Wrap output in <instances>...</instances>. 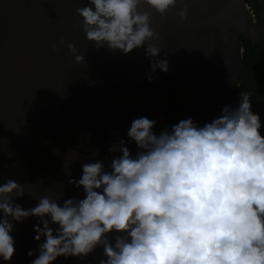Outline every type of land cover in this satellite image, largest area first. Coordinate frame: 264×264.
Masks as SVG:
<instances>
[{
	"label": "water",
	"instance_id": "water-1",
	"mask_svg": "<svg viewBox=\"0 0 264 264\" xmlns=\"http://www.w3.org/2000/svg\"><path fill=\"white\" fill-rule=\"evenodd\" d=\"M87 2L0 0V185L8 179L21 184L26 194L15 203L25 210L42 196L63 195L61 205L84 198L69 180H79L91 159L109 170L118 155L109 148L121 140L135 155L137 145L127 136L134 119L156 121L159 133L189 117L203 125L239 101L240 40L250 36L253 22L244 0H178L164 17L142 6L159 35L148 43L162 47L159 58L169 63L168 72L157 69L151 82L143 48L125 55L88 42L77 13ZM185 6L186 22L179 17ZM68 44L85 63L75 62ZM37 225L43 227L37 217L14 222L16 251L9 264L38 257ZM102 257L99 247L55 264H99Z\"/></svg>",
	"mask_w": 264,
	"mask_h": 264
},
{
	"label": "clouds",
	"instance_id": "clouds-1",
	"mask_svg": "<svg viewBox=\"0 0 264 264\" xmlns=\"http://www.w3.org/2000/svg\"><path fill=\"white\" fill-rule=\"evenodd\" d=\"M178 0H88L77 13L97 50L130 54L143 48L150 58L151 82L167 73L151 14L164 17ZM188 19V7L179 11ZM63 45L64 41L61 40ZM77 64L85 63L68 44ZM54 50L59 51L54 46ZM156 121L134 119L129 140L109 148L118 153L108 165L91 159L82 165V199L42 196L25 210L15 203L26 194L13 179L0 185V261L15 255L14 222L37 217L39 255L31 264H55L61 256L87 257L103 248L99 264H264V135L252 110L251 93L241 89L235 105L200 125L182 119L156 133ZM75 153V152H74ZM98 152L92 156H98ZM79 154L74 159L75 163ZM29 256L33 253L30 251Z\"/></svg>",
	"mask_w": 264,
	"mask_h": 264
},
{
	"label": "flooded vegetation",
	"instance_id": "flooded-vegetation-1",
	"mask_svg": "<svg viewBox=\"0 0 264 264\" xmlns=\"http://www.w3.org/2000/svg\"><path fill=\"white\" fill-rule=\"evenodd\" d=\"M251 11L254 19L250 36L242 38L246 39L248 49L260 56L255 55L247 60V71L244 82L239 84V92L244 89L251 93L252 110L260 114L261 134L264 135V56H261L264 55V1L257 4L256 8L251 7Z\"/></svg>",
	"mask_w": 264,
	"mask_h": 264
},
{
	"label": "trees",
	"instance_id": "trees-1",
	"mask_svg": "<svg viewBox=\"0 0 264 264\" xmlns=\"http://www.w3.org/2000/svg\"><path fill=\"white\" fill-rule=\"evenodd\" d=\"M264 0H244L245 4L247 6H249L250 8L251 7H255L256 8V5L259 3V2H263ZM241 45H242V48H243V59H242V72H241V75L239 77V84H242L244 82V75H246V71H247V60L252 57V56H260L258 54H255L254 50H249L248 47H247V42H246V39L245 38H241ZM251 49V47H250ZM253 49V48H252ZM262 54V53H261ZM256 56V57H257ZM261 56H264V55H261Z\"/></svg>",
	"mask_w": 264,
	"mask_h": 264
},
{
	"label": "built area",
	"instance_id": "built-area-1",
	"mask_svg": "<svg viewBox=\"0 0 264 264\" xmlns=\"http://www.w3.org/2000/svg\"><path fill=\"white\" fill-rule=\"evenodd\" d=\"M247 8L250 10L251 19H252V21H253V19H254V15H253V13H252V11H251V8H250L249 6H247Z\"/></svg>",
	"mask_w": 264,
	"mask_h": 264
},
{
	"label": "crops",
	"instance_id": "crops-1",
	"mask_svg": "<svg viewBox=\"0 0 264 264\" xmlns=\"http://www.w3.org/2000/svg\"><path fill=\"white\" fill-rule=\"evenodd\" d=\"M259 3H260V2H259ZM259 3H258V4H259Z\"/></svg>",
	"mask_w": 264,
	"mask_h": 264
}]
</instances>
